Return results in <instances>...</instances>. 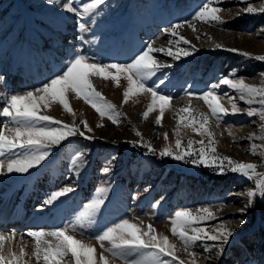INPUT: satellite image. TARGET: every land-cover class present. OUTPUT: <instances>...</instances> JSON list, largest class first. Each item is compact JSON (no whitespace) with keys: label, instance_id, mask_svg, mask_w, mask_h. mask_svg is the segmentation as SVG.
<instances>
[{"label":"rangeland","instance_id":"rangeland-1","mask_svg":"<svg viewBox=\"0 0 264 264\" xmlns=\"http://www.w3.org/2000/svg\"><path fill=\"white\" fill-rule=\"evenodd\" d=\"M65 3L67 0H54L53 3H48V0H0V77L3 78L0 80V108L6 97L34 90L60 74L77 53L104 63H124L130 62L149 42L154 41L156 47H169L168 41L175 38L163 30L173 24L190 21L204 0H106L97 14L85 20L65 11ZM184 3L188 4L182 6L184 9L176 10L177 5ZM249 3L259 8L264 0H224L220 5L226 9L220 13L226 21L224 24L194 21L196 31L187 24L178 29L195 45L192 55L174 60L163 53L155 54L161 63L172 67L162 69L150 83L164 81L159 91L173 97L171 104L174 109L187 105L186 92L207 91L210 85L218 83L221 76L228 75L233 69L236 70V78L259 85L264 61L254 57L264 55V13H245L243 9ZM166 6L170 9L167 10ZM145 7L148 8L146 16ZM81 23L86 25V30L80 28ZM216 44L222 47L216 48ZM172 47L175 50V45ZM242 52L250 53L251 57H245ZM208 63L210 65L206 66ZM93 81L96 89L122 113L119 124L114 125L107 118L101 121L90 105L70 94L77 124L82 119L86 120L92 128L86 135L93 139L79 135L71 137L53 147L51 155L41 165L27 173H9L12 175L9 179L0 174V180L37 185L45 196L36 208L61 213V227L70 223L82 205L93 197L96 188L108 181L111 190L96 222L82 233L80 230L70 232L77 238L94 243L98 252L101 251L100 245L94 237L124 218L135 223L142 221L145 228L152 224L157 233L167 235L179 244L178 238L170 232L169 218L173 213L183 208L209 207L218 219L208 221V225L224 222L234 229V235L219 259H203L207 254L203 253L202 247H197L196 251L202 254L199 264H264L260 261L254 263L246 256L234 261L230 254L239 242L256 245L259 240H254L260 239L258 232L264 228V198L258 196L245 213L239 211L246 204V197L241 193L254 187L255 179L250 181L231 171L217 174L211 167L160 157L159 150L167 144L175 147V112L167 110L162 126L156 125L158 111L151 113L146 120L142 118L150 103V94L132 97L123 104L125 80L121 79L119 87L110 80L93 78ZM216 91L220 95L229 93L236 96L241 114L224 116L217 127L215 118L211 117L202 100L192 98L191 106L209 115V127L215 133L218 153L237 161L256 163L257 171L264 173V152L250 154L253 141L247 138L254 132L261 134L259 117L248 116L249 106L240 101L238 94L228 86L221 85ZM222 103L230 110L227 100ZM46 114L65 123L73 121V116L58 104ZM3 122L4 118L0 117V126ZM98 123L103 127H97ZM137 131L141 133L143 142H150L156 149V154L148 153L147 144L136 135ZM229 132L233 135L229 136ZM164 133H168L167 141ZM181 136L184 146L188 139H202L190 128H182ZM255 143L261 141L256 140ZM78 153H83L86 164L79 176H75L70 167ZM104 167H111L108 176L102 174ZM69 185L75 191L52 204H45L52 192ZM241 219L245 223L240 224ZM105 246H108L107 242ZM113 264H122V261L115 259Z\"/></svg>","mask_w":264,"mask_h":264},{"label":"snow or ice","instance_id":"snow-or-ice-1","mask_svg":"<svg viewBox=\"0 0 264 264\" xmlns=\"http://www.w3.org/2000/svg\"><path fill=\"white\" fill-rule=\"evenodd\" d=\"M53 2L54 0H48V3ZM223 2L224 0H204L190 21L173 24L170 28L164 29L165 33L175 38L168 41L167 48L156 47L154 41L149 42L130 62L124 63H104L86 54L77 53L67 62L60 74L42 86L6 97L3 107L0 108V117L4 118L0 126V174H3L5 169L8 173H27L30 169L41 165L51 155L53 147L59 146L71 137L79 135L85 139H93L86 135V132L92 131L86 120L82 119L77 124L76 114L69 99L70 94H74L77 99L90 105L101 121L107 118L114 125L119 124L122 113L96 89L93 78L110 80L116 87L120 86L123 79L127 82L123 91V104H127L132 97L150 94V103L142 113L143 119L146 120L151 113L158 111L155 124L162 126V118L167 110H172L176 114L173 130L176 136L175 147L167 144L159 150L160 157H171L177 161L183 160L197 166L211 167L217 174L231 171L250 181L255 179L254 187L241 193L246 197V204L239 211L242 214L245 213L258 196L264 198V173L257 171L256 163L221 156L217 151L215 133L209 127V115L194 109L191 106V100L192 98L202 100L210 110L211 117L215 118L218 127L224 116L241 114V108L236 103V96L229 93L220 95L216 90L221 85H225L237 93L239 100L249 106L247 115L258 116L261 121L259 129L261 134L254 132L247 137L253 141L249 148L250 154L257 155L258 151L264 152V73L260 74V83L256 85L246 83L244 78H236V70L233 69L228 75L221 76L218 83L210 85L207 91L186 92L188 103L179 109L172 107L171 95L159 91L160 84L164 83L163 80L159 83H150L162 69L172 67L171 64L161 63L155 54L163 53L174 60L192 55L196 50L195 45L181 35L178 29L187 24L196 31L194 21L205 24H224L226 21L220 15L221 12L226 11L220 6ZM105 3L106 0H83V2L67 0L63 8L69 13H74L80 20H85L97 14ZM243 11L248 14L264 13V4L257 8L249 3ZM80 28L86 30V25L81 23ZM181 44L189 45V47H182ZM172 45H175V50ZM215 47L222 46L216 44ZM241 54L251 57V54L247 52ZM254 59L264 61V55L255 56ZM2 79L0 77V80ZM223 100H227L230 104V110L224 106ZM56 104L73 116L71 124L46 114V111ZM97 127H103V124L98 123ZM182 128H190L202 139L198 141L188 139L184 146L181 136ZM228 134L233 135L231 132ZM136 135L140 136L142 141L139 131ZM164 138L168 140V133H164ZM256 140L261 143H255ZM143 143L147 144L148 153L156 154V149L150 142ZM85 164L83 153H78L71 161L70 171L75 176H79ZM101 171L103 175L108 176L111 167H104ZM110 190L109 182H103L96 188L93 197L82 205L74 219L63 227L48 231L29 230L21 235V240L27 236L34 243L30 257L24 245L20 246L19 253L12 250L18 235L16 231L8 233L0 231V264H28L26 257L34 258L36 264H113L115 259L121 260L122 264H199L202 254L196 251L197 247H202L203 253L207 254L203 256V259H219L234 235V229L224 222L216 226L208 225V221L218 219L217 214L209 207L195 210L183 208L176 210L169 218L170 232L172 236L178 238L179 244L171 241L167 235L157 233L152 224H148L145 228L142 221L135 223L124 218L94 237L101 249L97 255V249L93 244L77 239L70 232L75 233L80 230L82 233L84 229L96 222ZM73 191L75 189L69 185L52 192L45 204H52ZM239 223L243 224L245 221L241 219ZM209 241L212 243L209 244ZM105 242L108 244L107 247ZM6 245L8 246L7 254ZM185 256L188 257L187 260L184 259Z\"/></svg>","mask_w":264,"mask_h":264},{"label":"bare ground","instance_id":"bare-ground-1","mask_svg":"<svg viewBox=\"0 0 264 264\" xmlns=\"http://www.w3.org/2000/svg\"><path fill=\"white\" fill-rule=\"evenodd\" d=\"M3 175L6 179L12 177L6 169ZM12 182L0 180V231L6 233L16 231L18 235L12 250L19 253L20 246L24 245L30 257L34 243L31 238L24 236V239L21 240L20 236L29 230L48 231L59 228L63 224V218L61 213L44 212L41 208H36L45 196L42 191L38 190L37 185L27 186ZM77 239H81V237ZM7 247L6 245V254ZM29 257L25 258L28 260V264H36L35 259H29Z\"/></svg>","mask_w":264,"mask_h":264},{"label":"trees","instance_id":"trees-1","mask_svg":"<svg viewBox=\"0 0 264 264\" xmlns=\"http://www.w3.org/2000/svg\"><path fill=\"white\" fill-rule=\"evenodd\" d=\"M188 4H179L177 5L176 10H182V6H187ZM167 10L170 9V7H165ZM145 16L148 13V8L145 7ZM210 64L208 63L206 66H209ZM162 167V166H161ZM167 182V181H166ZM258 233H260V239H255L259 240L256 245H249L247 242H239L237 247L234 250H231V259L232 260H237V259H242L243 256L248 257V260L255 262H263L264 263V228H262ZM240 262V261H239ZM238 262V263H239Z\"/></svg>","mask_w":264,"mask_h":264}]
</instances>
